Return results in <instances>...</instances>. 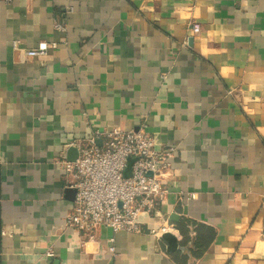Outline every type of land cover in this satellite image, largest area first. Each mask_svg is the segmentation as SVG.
I'll return each instance as SVG.
<instances>
[{
	"label": "crops",
	"instance_id": "obj_1",
	"mask_svg": "<svg viewBox=\"0 0 264 264\" xmlns=\"http://www.w3.org/2000/svg\"><path fill=\"white\" fill-rule=\"evenodd\" d=\"M114 127L175 149L167 191L82 234L59 161ZM0 264H264V0H0Z\"/></svg>",
	"mask_w": 264,
	"mask_h": 264
},
{
	"label": "built area",
	"instance_id": "obj_2",
	"mask_svg": "<svg viewBox=\"0 0 264 264\" xmlns=\"http://www.w3.org/2000/svg\"><path fill=\"white\" fill-rule=\"evenodd\" d=\"M56 27L61 29L60 24ZM199 30L198 23H193L192 31ZM49 47L47 42L41 41L36 47L26 49L25 54L43 56ZM99 137L102 138L100 144L97 143ZM70 144L77 151L75 159L59 161L70 178L68 186L75 189L72 207L64 220L67 228L90 236L102 226L114 233H140L142 214L159 215L157 208L167 191L164 180L174 157L173 147L160 146L155 137L143 129L119 127L96 131L93 136ZM129 158L133 159L130 172L124 176ZM172 228V225H163L154 234L160 236ZM109 240L113 242V238ZM109 249L114 251L113 246ZM45 255L51 257L53 253L47 250Z\"/></svg>",
	"mask_w": 264,
	"mask_h": 264
},
{
	"label": "water",
	"instance_id": "obj_3",
	"mask_svg": "<svg viewBox=\"0 0 264 264\" xmlns=\"http://www.w3.org/2000/svg\"><path fill=\"white\" fill-rule=\"evenodd\" d=\"M132 161H133L132 158L128 159V165H127V167L124 170V176H128L129 175L130 164L132 163ZM70 191H72V194H73L72 200H73L74 194H75V189H70ZM173 219H176V218H173ZM161 236L167 242V250L168 251H172V250H174L177 247L176 237L172 233L166 231Z\"/></svg>",
	"mask_w": 264,
	"mask_h": 264
}]
</instances>
